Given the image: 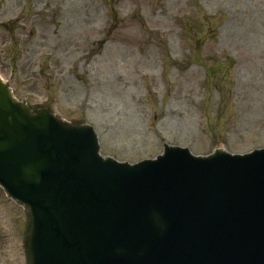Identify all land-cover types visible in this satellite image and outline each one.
I'll return each mask as SVG.
<instances>
[{
  "label": "rangeland",
  "instance_id": "1",
  "mask_svg": "<svg viewBox=\"0 0 264 264\" xmlns=\"http://www.w3.org/2000/svg\"><path fill=\"white\" fill-rule=\"evenodd\" d=\"M0 74L137 162L165 142L264 147V0H0ZM27 210L0 187V264H30Z\"/></svg>",
  "mask_w": 264,
  "mask_h": 264
},
{
  "label": "water",
  "instance_id": "2",
  "mask_svg": "<svg viewBox=\"0 0 264 264\" xmlns=\"http://www.w3.org/2000/svg\"><path fill=\"white\" fill-rule=\"evenodd\" d=\"M0 186L29 213L30 264H264V148L118 161L0 75Z\"/></svg>",
  "mask_w": 264,
  "mask_h": 264
}]
</instances>
